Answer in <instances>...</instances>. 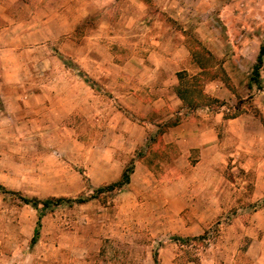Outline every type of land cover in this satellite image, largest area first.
Returning <instances> with one entry per match:
<instances>
[{
    "label": "rangeland",
    "instance_id": "374dc122",
    "mask_svg": "<svg viewBox=\"0 0 264 264\" xmlns=\"http://www.w3.org/2000/svg\"><path fill=\"white\" fill-rule=\"evenodd\" d=\"M31 1L5 7L25 17L59 4ZM144 1L165 15L157 36L186 46L181 63L153 77L171 75L164 105L133 110L137 100L97 67L70 62L53 26L54 49H41L62 63L51 81H0V184L29 198H87L42 211L0 192V264H154V255L157 264H264V191L254 199L264 181V57L260 83H249L264 44V0ZM96 20H80L73 40ZM2 59L3 51L0 78L8 70ZM181 121L215 127L201 166L199 148L187 152L191 142L164 138ZM249 155L263 177L240 163ZM127 167V185L95 193Z\"/></svg>",
    "mask_w": 264,
    "mask_h": 264
},
{
    "label": "crops",
    "instance_id": "0c3cea01",
    "mask_svg": "<svg viewBox=\"0 0 264 264\" xmlns=\"http://www.w3.org/2000/svg\"><path fill=\"white\" fill-rule=\"evenodd\" d=\"M55 1H59V4L49 14H40L37 9H33L22 17L21 11H7L5 7L9 2L23 4L22 0H0V10L4 17V23L0 25V52H4L3 65L8 67L5 75L4 70L1 72L3 77L0 81H51L49 78L54 76L53 67L62 63L52 53L41 55V49H54L51 39H56L55 30H59L58 37L62 39L59 50L68 55L70 62L86 69L89 66L97 67L98 72L110 82L109 85H113L114 90L125 93V98L137 100L135 105L132 103L133 110L140 105L150 107L154 104H165L164 91H168L167 83L171 82V75L168 74L166 78V75L163 76L159 82H154L153 77L161 72L162 67L181 63L186 46L179 37L175 44L167 46L166 42L157 36L158 33L155 32L161 35L163 29L167 28L163 12L150 11L144 0H124L131 8L126 11L122 10L121 0ZM87 17H96L95 27L92 26L90 31L82 33L80 41L73 40L76 34L73 32L74 28L80 20ZM51 26L55 30L50 28ZM125 84H129L127 89L122 87ZM36 92L38 91L33 93L38 96ZM155 92V100L146 102L145 99ZM174 96L172 95V98ZM233 119L235 120H230ZM234 122L238 123H231ZM214 130V126L200 121H181L170 128L164 138L174 139L179 145L191 142L185 147L187 152L199 148L198 165L201 166L207 161L205 154L210 148H214L209 145L214 138ZM242 162L246 170L250 167L254 170L255 177H263L257 156L249 155L240 161ZM205 170H212V166L206 165ZM255 186L254 199L262 195L264 181L261 180Z\"/></svg>",
    "mask_w": 264,
    "mask_h": 264
},
{
    "label": "trees",
    "instance_id": "16d2710c",
    "mask_svg": "<svg viewBox=\"0 0 264 264\" xmlns=\"http://www.w3.org/2000/svg\"><path fill=\"white\" fill-rule=\"evenodd\" d=\"M263 57H264V44L261 45L259 48L258 54L256 56V61H255L254 65L252 67V70H251L249 83H255L256 85L260 83V70H261L262 63H263ZM176 123H177V121L172 123V124H176ZM131 172H132L131 167H127L121 173V176L119 177L118 180L96 188L95 193L97 194V193H101V192H105V191H112L115 189L123 188L125 185H127L129 183ZM0 192L3 194H10L12 196H16L23 203L31 204L37 210H42V211L47 210V209H51L54 206H58L60 204L82 203V202L87 200L86 197L85 198L84 197L70 198V197H63V196L46 197V198H42V199L37 198V197L29 198V197H25V196L20 195L16 191H12L10 189H7L2 184H0ZM40 217H41V213L38 215V219L36 221V226L34 228V233H33V236L31 238L30 244H34L36 242V238L39 234ZM193 238L195 239L196 237H193ZM153 259H154V264H157V258L155 255H154Z\"/></svg>",
    "mask_w": 264,
    "mask_h": 264
}]
</instances>
